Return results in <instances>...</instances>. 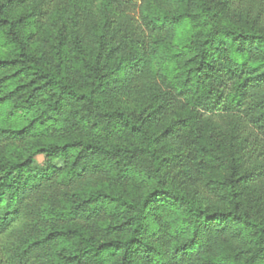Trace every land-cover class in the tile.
Instances as JSON below:
<instances>
[{"label":"trees","instance_id":"16d2710c","mask_svg":"<svg viewBox=\"0 0 264 264\" xmlns=\"http://www.w3.org/2000/svg\"><path fill=\"white\" fill-rule=\"evenodd\" d=\"M0 264H264V0H0Z\"/></svg>","mask_w":264,"mask_h":264},{"label":"rangeland","instance_id":"374dc122","mask_svg":"<svg viewBox=\"0 0 264 264\" xmlns=\"http://www.w3.org/2000/svg\"><path fill=\"white\" fill-rule=\"evenodd\" d=\"M35 162H36V165H38L39 167H43V166L48 165V164L44 161V158L41 157V156H38V157L35 159Z\"/></svg>","mask_w":264,"mask_h":264},{"label":"clouds","instance_id":"9594fccd","mask_svg":"<svg viewBox=\"0 0 264 264\" xmlns=\"http://www.w3.org/2000/svg\"><path fill=\"white\" fill-rule=\"evenodd\" d=\"M160 195H162V194H160Z\"/></svg>","mask_w":264,"mask_h":264}]
</instances>
